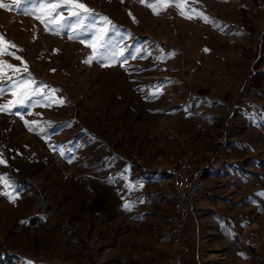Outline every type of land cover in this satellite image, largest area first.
Wrapping results in <instances>:
<instances>
[{
	"label": "rangeland",
	"instance_id": "rangeland-1",
	"mask_svg": "<svg viewBox=\"0 0 264 264\" xmlns=\"http://www.w3.org/2000/svg\"><path fill=\"white\" fill-rule=\"evenodd\" d=\"M138 100H227L228 127L215 128L228 140L211 154L232 163L190 198L180 264H264V0H0L6 264H165L173 244L162 230L152 257L105 256L121 234L115 197L102 200L117 154L157 150L135 129L147 117ZM260 146L261 166L250 164Z\"/></svg>",
	"mask_w": 264,
	"mask_h": 264
},
{
	"label": "crops",
	"instance_id": "crops-1",
	"mask_svg": "<svg viewBox=\"0 0 264 264\" xmlns=\"http://www.w3.org/2000/svg\"><path fill=\"white\" fill-rule=\"evenodd\" d=\"M138 101L143 106H148L147 117L135 127L137 131L142 130L138 135H144L147 132V137H157L159 140L157 150H151L155 153L149 158L135 152L131 155L132 159H126L123 154H117L119 162L115 164V189L112 194L109 192L107 197L102 195V200L111 201L115 197L116 232L121 231V234H118L115 243L107 248L105 254L107 259L113 254L116 257L130 255V259L136 261L152 257L156 249L153 235H159V230H162L168 235V239L170 238L169 215L173 208V189L169 186L167 191L164 190L167 193L161 190V186L170 181L168 169L180 159L195 162L205 169L204 180L207 183L209 179H213L210 178L212 171L206 170L210 154L214 150L219 151L218 149L222 147L220 145L228 140L225 128L228 127L226 122L229 120L230 113L229 110L226 111L229 108L227 100H174L171 107H163L160 103L157 104L156 100ZM188 103H195V106L190 107ZM137 110L141 111V109ZM100 111L104 110L100 108ZM155 111L161 112L158 118ZM156 119L162 120V127L157 125ZM219 120H222L225 126L222 135L215 128ZM189 121L195 123L192 124ZM248 151L249 163L261 166L263 146H260L257 154H253L255 151L251 147ZM223 158L225 159V154ZM231 163L232 160L225 161L226 165ZM217 179L220 183V178L217 177ZM156 184L158 187L155 192H149V188L147 191H145L146 188L134 189L135 186L151 185L154 190ZM129 186L133 187L132 191H129ZM105 213L108 214V210ZM188 216L185 223L187 229L191 227ZM125 222H128L126 232L123 231ZM125 240H129L131 244L122 246ZM171 249L172 242L169 239L168 250Z\"/></svg>",
	"mask_w": 264,
	"mask_h": 264
},
{
	"label": "built area",
	"instance_id": "built-area-1",
	"mask_svg": "<svg viewBox=\"0 0 264 264\" xmlns=\"http://www.w3.org/2000/svg\"><path fill=\"white\" fill-rule=\"evenodd\" d=\"M223 154L216 152L211 154L206 170L214 171L223 162ZM205 169L194 162L184 159L178 160L168 169V177L172 184L173 215L170 217L169 236L173 244V252L165 264H180L181 248L183 245V228L189 213V200L191 197L201 198L204 193Z\"/></svg>",
	"mask_w": 264,
	"mask_h": 264
},
{
	"label": "trees",
	"instance_id": "trees-1",
	"mask_svg": "<svg viewBox=\"0 0 264 264\" xmlns=\"http://www.w3.org/2000/svg\"><path fill=\"white\" fill-rule=\"evenodd\" d=\"M45 208H43V212L45 213V214H48L47 212H48V209L46 208V206H44ZM32 221H31V223L32 224H37V225H39L40 223L38 222L39 221V219L40 220H42L41 218H40V216L39 215H34V216H32ZM7 263V259H6V257L5 256H3L1 253H0V264H6Z\"/></svg>",
	"mask_w": 264,
	"mask_h": 264
}]
</instances>
